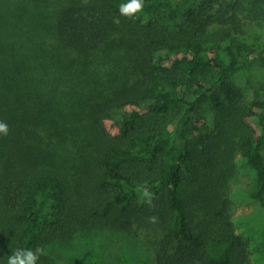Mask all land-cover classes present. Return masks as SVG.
Instances as JSON below:
<instances>
[{"label":"trees","instance_id":"trees-1","mask_svg":"<svg viewBox=\"0 0 264 264\" xmlns=\"http://www.w3.org/2000/svg\"><path fill=\"white\" fill-rule=\"evenodd\" d=\"M127 3L0 0V264H64L100 229L125 264H251L228 196L239 154L264 204V79L230 74L264 52V0Z\"/></svg>","mask_w":264,"mask_h":264},{"label":"rangeland","instance_id":"rangeland-1","mask_svg":"<svg viewBox=\"0 0 264 264\" xmlns=\"http://www.w3.org/2000/svg\"><path fill=\"white\" fill-rule=\"evenodd\" d=\"M248 19L246 41L262 49L264 47V18L252 17V14H249ZM230 77L244 92L252 93L253 86L264 79V52L239 66L230 74ZM231 173L228 212L233 227L236 232L243 235L251 264H264V204L251 197V192L254 191L256 185L255 173L239 154H235L232 159ZM128 239L120 232L95 230L91 235L78 240L77 244L80 246L71 248L72 253L68 251L70 257L64 264H125L126 257L120 254L117 247ZM136 254L141 259L147 258L148 255L143 251V247L141 250L138 248ZM47 258L49 260L51 255H47ZM57 259L59 263L64 262L63 259Z\"/></svg>","mask_w":264,"mask_h":264},{"label":"clouds","instance_id":"clouds-1","mask_svg":"<svg viewBox=\"0 0 264 264\" xmlns=\"http://www.w3.org/2000/svg\"><path fill=\"white\" fill-rule=\"evenodd\" d=\"M120 13L125 16H133L137 12L143 10V0H129V3L123 4L120 6ZM0 133L4 135L8 134V126L7 124L0 122ZM143 202L148 204L149 206H153L152 201L154 199L153 194L150 191L143 192ZM150 222L155 223L157 218L152 216L149 218ZM46 254L44 250L40 247H37L35 251L33 250H25L19 249L14 252V254L8 257L7 264H36V261L39 259L40 255Z\"/></svg>","mask_w":264,"mask_h":264}]
</instances>
